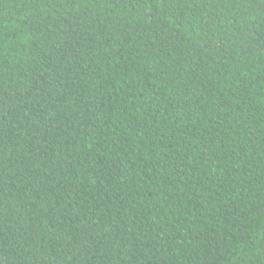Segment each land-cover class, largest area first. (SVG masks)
I'll use <instances>...</instances> for the list:
<instances>
[{
  "label": "trees",
  "instance_id": "obj_1",
  "mask_svg": "<svg viewBox=\"0 0 264 264\" xmlns=\"http://www.w3.org/2000/svg\"><path fill=\"white\" fill-rule=\"evenodd\" d=\"M0 264H264V0H0Z\"/></svg>",
  "mask_w": 264,
  "mask_h": 264
}]
</instances>
